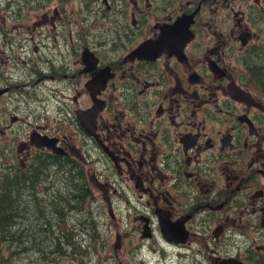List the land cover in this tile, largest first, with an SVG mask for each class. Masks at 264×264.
I'll return each instance as SVG.
<instances>
[{"label": "flooded vegetation", "instance_id": "1", "mask_svg": "<svg viewBox=\"0 0 264 264\" xmlns=\"http://www.w3.org/2000/svg\"><path fill=\"white\" fill-rule=\"evenodd\" d=\"M0 20L21 22L0 24V160H49L43 197L63 187L50 166L80 167L66 183L84 242L91 196L99 222L129 204L135 240L116 232L107 264H264V0H0ZM57 236L23 257L58 264Z\"/></svg>", "mask_w": 264, "mask_h": 264}, {"label": "trees", "instance_id": "2", "mask_svg": "<svg viewBox=\"0 0 264 264\" xmlns=\"http://www.w3.org/2000/svg\"><path fill=\"white\" fill-rule=\"evenodd\" d=\"M30 161H26L29 165L25 168L23 162L19 160H10L8 166H6V160H0V242L6 241L11 257L13 254L17 258L25 252L32 253L33 257L44 253L52 254L55 247L51 244L46 245L44 240L54 230H58V245L55 251L64 254L63 248L73 247V238L77 239L79 232L83 231L79 230V224L75 223L74 215L76 211L83 212L84 198L69 186V183H66L72 181L71 176L81 172V169L68 163L67 160H59L56 166H50L56 169L59 182L63 187L57 194L43 197L41 196L43 194L40 195L36 187L34 188V176L38 173L50 172L51 170L46 169L50 161ZM93 199L91 196L92 212L94 211ZM51 204L52 210L57 214V223L53 222L55 216L50 213L47 206ZM68 212L73 214L66 216ZM88 229L91 236L97 232L91 218ZM39 233L46 237L36 241L37 237H40ZM82 247L83 245L79 246L80 252L85 249ZM88 247L92 248L91 245Z\"/></svg>", "mask_w": 264, "mask_h": 264}, {"label": "rangeland", "instance_id": "3", "mask_svg": "<svg viewBox=\"0 0 264 264\" xmlns=\"http://www.w3.org/2000/svg\"><path fill=\"white\" fill-rule=\"evenodd\" d=\"M6 20V19H5ZM35 20V19H34ZM8 22V21H7ZM21 23L20 21L18 22H10L7 26L6 21L3 22V20H0V24L4 25L5 28H18V26L16 24ZM23 30H25V28H22ZM32 32H26V34L28 35L27 37L25 36V38L28 39L27 41V47L29 48V53L31 56H34V46L35 45H39L40 44V38L37 36L36 31L34 30V27L31 28ZM3 41V37H0ZM19 49L16 50V55L19 56ZM3 58L4 59V55L3 53L0 52V59ZM2 70V69H1ZM5 71V69H3ZM5 99H2V101L0 102V110L5 108ZM120 209L122 210V213L119 211H115L117 219L120 220V218L123 217L122 220H120L119 222H115L111 217L112 214L109 212L108 208H106V215H105V220L103 219V221L99 222L98 217L96 216L95 211H91L90 214V218L91 220H93L95 226H96V230L97 232L95 233L94 236L90 235V239L87 240L86 242H84L82 240V238L80 237V235H78V238H73L74 240V244L73 243V247H65L63 248L65 253H69V255L65 254L63 257L59 258L58 260V264H107L106 262V255L108 254H114L116 251H118L117 249V238H116V232L119 231L120 235H122V237L124 238L125 241L128 242V240L133 239V241L135 240L136 235H134V231L129 228V226H126L127 222L126 219L127 217L131 216L130 214V205L125 203L124 200H121L120 203ZM75 222H77L79 224V230L82 229L80 223L78 222V220L75 218L74 220ZM114 221V222H113ZM114 224L117 226H114ZM112 229V230H111ZM91 234V233H90ZM80 238V239H79ZM83 245L82 248H85L83 252H88L90 253V258H89V262L85 261L82 258H78V259H73L71 257V254L73 253H77L80 252L79 246ZM88 245H91L92 248L88 247ZM78 246V247H77ZM127 249H129L128 247H124L123 252L126 253ZM9 248L6 247V264H29L30 262H28V260L26 258L23 257V255H20L19 257H14L13 254L12 257L9 255ZM11 253V252H10ZM82 253V252H81ZM102 253V257L98 256V254ZM32 255V253H28V256ZM77 257V256H76ZM97 257L99 258L97 260ZM127 260H124V264H131L132 258L131 256H127ZM152 261V260H151ZM154 262H157V259L154 258ZM55 263V262H54ZM148 264H153L151 262H148ZM160 264H166V263H160Z\"/></svg>", "mask_w": 264, "mask_h": 264}, {"label": "water", "instance_id": "4", "mask_svg": "<svg viewBox=\"0 0 264 264\" xmlns=\"http://www.w3.org/2000/svg\"><path fill=\"white\" fill-rule=\"evenodd\" d=\"M165 37H167L166 35H164ZM147 43L144 44V46L146 45ZM142 47H140L135 53H137V55H139L140 51H141ZM90 50L89 49H85L84 53H83V58L85 59L86 55L87 54H90ZM6 92V89H1L0 90V95H2V93ZM99 103H98V100L96 99L95 100V106L93 107V109H90V110H86V111H82V110H79L77 112L78 114V117L82 123V125L85 127L86 126V122H85V119L87 118V116H90V114L92 113H98L99 111ZM33 140L36 142L37 145H44V146H48V147H54V150L59 152V153H66L64 152L62 149L60 148H56V141L55 140H52V139H44L43 142H38V138L37 136H34L33 137ZM164 229V228H163ZM238 262H233V261H222V264H237Z\"/></svg>", "mask_w": 264, "mask_h": 264}]
</instances>
